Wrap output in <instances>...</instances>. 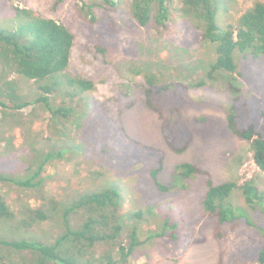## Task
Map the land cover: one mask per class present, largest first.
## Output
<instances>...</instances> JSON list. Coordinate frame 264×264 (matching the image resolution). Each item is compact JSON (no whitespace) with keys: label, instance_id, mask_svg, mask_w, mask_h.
Segmentation results:
<instances>
[{"label":"rangeland","instance_id":"obj_1","mask_svg":"<svg viewBox=\"0 0 264 264\" xmlns=\"http://www.w3.org/2000/svg\"><path fill=\"white\" fill-rule=\"evenodd\" d=\"M53 1L9 0V3L62 22L74 33L76 43L69 74L91 80L94 89L72 100L63 91L56 97L54 105L64 102L75 109L79 99L88 103L82 117L64 124L55 123L41 103L17 112L15 118L4 116V123L0 120V174L27 176L34 160L31 145L42 154H55L41 173L40 192L0 183V198L14 214L12 220L0 222V234L51 243L62 230L63 207L84 193L115 186L121 195L119 212L126 217L124 237L133 227L140 231L137 234L140 244L129 264H256L255 256L264 234L238 221L234 229L221 228L226 236L221 241L214 236V220L200 216L198 201L205 188L203 177H192L185 190L160 195L153 185L151 171L161 159L158 178L166 183L173 167L187 161L207 170L215 184L235 180L242 185L253 178L257 190L264 194V173L255 166L249 144L230 132L226 120V109L234 105L240 116L238 124L251 119L264 135V57L254 60L240 56L236 73L230 76L217 72L214 78H209L214 47L200 44L198 31L180 17L181 0H167L171 17L166 31H158L152 23L138 27L129 13L130 0L96 6L94 23L85 19L74 0H64L55 10ZM216 2L222 9L219 24L227 25L234 24L244 11L264 0ZM13 21L12 10L0 0V26L13 28ZM99 41L107 48L105 54L95 51ZM141 71H149L162 83L174 85L168 98L180 109V114H169L166 119L176 138L190 140L186 152L175 154L166 145L161 120L144 105ZM10 79L25 94L23 98L39 95L33 82L12 75ZM232 80L237 90L234 95L227 89ZM199 81L205 84L196 90L185 92L179 88ZM162 110L166 116V109ZM2 116L0 113V119ZM7 138L11 145L5 144ZM57 151L61 154L59 158ZM54 200L57 203L50 209ZM231 202L243 207L257 227L264 226L263 215L245 206L240 191L234 193ZM153 204L155 211L145 213ZM37 210L57 215L30 226L31 214ZM138 210L143 212L141 219L131 216ZM162 221H167L166 235L171 231L173 239L149 240L151 234L161 231ZM99 252L97 248L95 254ZM6 254L4 250L0 256ZM0 264L9 262H2L1 257Z\"/></svg>","mask_w":264,"mask_h":264},{"label":"trees","instance_id":"obj_2","mask_svg":"<svg viewBox=\"0 0 264 264\" xmlns=\"http://www.w3.org/2000/svg\"><path fill=\"white\" fill-rule=\"evenodd\" d=\"M87 1H94L88 3ZM12 10V26H0V113L3 123L6 118H15L17 112L22 111L32 104L41 103L46 113L55 123L64 124L65 121L76 119L84 115L88 103L79 99L76 109L71 105L55 104L56 97L62 93L70 100L94 89L91 80L69 74L70 57L76 43L75 35L62 22L43 17L30 9L13 7L9 0H1ZM64 0H54L52 9L62 5ZM167 0H130L129 13L138 27L144 28L150 23L158 31L167 30L170 21V12ZM81 7L85 19L96 22L94 8L99 6H113V0H74ZM180 17L191 22L198 31L200 44H211L214 47L215 58L210 64L208 76L221 72L232 75L236 73L237 59L240 56L257 60L264 57V3L256 2L250 9L244 11L234 24H219V4L216 0H181ZM107 48L101 41L95 44V51L105 54ZM139 74L138 71H135ZM144 77L143 96L145 107L155 112L161 120V132L168 148L175 154H182L190 146V140L176 138L167 115L180 114V109L168 98V93L173 84H164L155 74L141 71ZM33 82L38 86L39 95L25 99L16 83L10 76ZM232 80L227 84L228 91L234 95L237 91ZM205 84L199 81L194 84L179 85L185 92L201 88ZM171 101V102H170ZM71 102V101H69ZM167 106V107H165ZM166 109V116L163 110ZM15 115V116H14ZM5 116V119H4ZM238 116L234 105L226 109L227 126L231 133L247 142L252 153V160L258 170L264 173V135L258 130L257 122L248 121L238 124ZM63 127V126H62ZM6 145H11L9 138ZM34 160L29 166L30 173L23 178H14L0 174V183H7L24 190L40 192L42 189L41 173L55 154L50 152L40 153L30 146ZM58 158L60 151L56 152ZM162 160L159 166L151 171L153 185L161 194L172 190H185L187 181L192 177L201 176L205 188L200 196V216L214 220V236L223 241L226 236L221 230L236 228L238 221L243 222L257 232L264 234V226L257 227L255 221L243 207L234 206L231 198L236 191L241 192L245 206L253 211L259 210L264 217V194L255 186V179L245 180L239 185L235 180L220 184L213 183L207 170L197 165L183 161L175 165L171 178L166 183L159 180L158 175L162 169ZM33 169V170H32ZM189 186V184H188ZM121 195L118 188L110 186L98 189L91 193H84L61 212L62 230L51 243L33 239L9 238L0 234V253L7 251L2 257V262L8 260L9 264H129L134 249L140 244L137 234L138 227H133L131 232L124 237L126 217L119 212ZM57 201H52L54 208ZM153 204L145 209L149 214L155 211ZM55 215H45L43 211L32 212L30 226L42 221L50 220ZM141 219L143 212L138 210L131 215ZM14 214L0 198V222L10 221ZM72 220V222H71ZM79 221V222H78ZM254 223L256 226H253ZM160 232L151 234L148 239H173L172 232L166 235L167 221H162ZM168 232V231H167ZM167 236L169 238H167ZM100 248L98 255L95 250ZM116 255V259L115 256ZM17 258V259H15ZM256 264H264V241L260 244L255 256Z\"/></svg>","mask_w":264,"mask_h":264}]
</instances>
